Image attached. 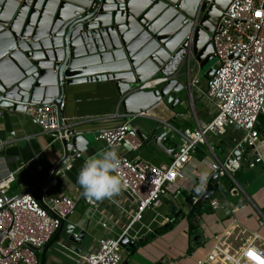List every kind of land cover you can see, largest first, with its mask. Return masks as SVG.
I'll return each instance as SVG.
<instances>
[{
  "label": "crops",
  "instance_id": "0c3cea01",
  "mask_svg": "<svg viewBox=\"0 0 264 264\" xmlns=\"http://www.w3.org/2000/svg\"><path fill=\"white\" fill-rule=\"evenodd\" d=\"M184 78V77H183ZM206 78L193 88L194 108L201 121H208L213 115V105L203 95ZM178 100L173 104L161 102L152 107L151 112L131 119L137 131L146 136L142 145L129 152L141 155L158 164H166L178 144L182 143L180 134L174 129L194 128L196 120L191 116L190 93L188 88L176 92ZM187 97V98H186ZM121 95L110 79H96L68 85L64 97V114L72 119L75 128L92 137L93 147L59 175L51 194H68L76 200V207L68 220L75 224V232L85 231L80 249L65 235L51 239L49 247L39 251L41 264H83L82 254L94 250L98 238L118 237L137 208L135 199L126 195L110 165L125 147L113 148L103 141L96 140L95 134L104 127L116 126L128 117L121 103ZM159 106V107H158ZM118 113L113 116L112 114ZM167 120L171 126L159 121ZM260 139L258 149L264 153V113L259 117ZM165 131V148L150 138L151 132ZM214 143V151L221 160L233 155V149L241 138V132L228 129L225 133H209ZM0 173L11 170L13 176L8 191L21 193L29 190L37 179H42L61 152L56 140L50 133L43 132L40 124L23 112L0 111ZM174 148L170 151V148ZM167 148V149H166ZM244 154V152H243ZM212 156L206 145L194 150V166L188 168L185 187L178 194L168 191L159 207L145 211L142 223L134 225V232L142 234L146 226L153 231L135 239V245L128 247L122 264H197L220 235L232 224L238 228L259 229L260 212L264 213V163L254 167L248 165L242 155V166L235 173L238 185L236 190L232 179L225 175L220 179L219 188L208 198L201 201L193 199L192 185L201 183L193 170L208 173V163ZM208 181V178L206 182ZM117 186L119 189H117ZM204 187V186H202ZM44 188L43 193H45ZM220 200L222 207L214 208L213 200ZM94 200V202L92 201ZM163 215H169L174 224L164 227ZM106 223V226L104 225ZM192 223V225H191ZM162 227L161 229H158ZM143 238L145 241L140 242ZM48 242V243H49Z\"/></svg>",
  "mask_w": 264,
  "mask_h": 264
},
{
  "label": "built area",
  "instance_id": "2783aa9c",
  "mask_svg": "<svg viewBox=\"0 0 264 264\" xmlns=\"http://www.w3.org/2000/svg\"><path fill=\"white\" fill-rule=\"evenodd\" d=\"M196 18H199V11ZM195 28L194 24L185 38L188 40L187 52L178 71L168 75H154L131 89L161 88L172 78L183 81L184 87L188 88L196 125L187 129L174 127L182 143L174 149L170 161L158 164L141 155L129 154L143 143L131 119L151 110L126 113L128 118L124 122L101 128L95 134L96 140L103 141L109 147H123V142L129 145V149L120 153L110 167L120 185L135 199L137 208L118 237L102 236L98 238L94 250L82 254L83 264L123 263L129 252L128 247L122 245L121 239L130 234L135 240L154 230L150 225H144L146 231L142 234H139V230L133 231L137 222L142 223L145 211L159 207L168 191L176 194L182 191L184 180L188 177L187 170L190 165L194 166V150L200 145H206L212 159L208 155L211 160L207 174L202 170H193L197 179L204 183V187H201L195 179L191 187L194 200L199 199L207 185V178L216 171L219 172V178L228 175L232 179L231 191L239 186L235 173L243 164L242 155L250 167L264 163V153L257 147L261 135L257 125L260 115L264 113V0H231L217 22L210 38L217 63L213 65V73L206 76V86L202 90L214 108L208 121H201L194 108L193 88L205 78L198 75L200 63L192 50ZM182 45L180 43L179 46ZM161 102H164L163 99ZM57 107L54 102L29 105L25 114L36 120L43 132L50 133L54 139L63 136L69 138L67 130L74 123L71 118L63 117L67 123L66 132L62 135ZM64 107L65 101L62 100L60 108ZM157 119L171 126L167 120ZM228 129L241 132V138L233 149V155L221 160L208 134H221ZM237 149H240V158L234 155ZM12 176L0 181V264H41L38 252L47 245L62 221L74 210L76 200L68 194L52 195L45 192L44 202H41L30 190L11 193L8 186ZM212 204L214 208L223 206L216 198ZM259 212V226H264V213ZM171 219V216L163 215L161 222L167 223ZM197 264H264V234L258 229L238 228L237 223L232 224L224 233L216 235L212 247L203 257L198 258Z\"/></svg>",
  "mask_w": 264,
  "mask_h": 264
},
{
  "label": "water",
  "instance_id": "95a60500",
  "mask_svg": "<svg viewBox=\"0 0 264 264\" xmlns=\"http://www.w3.org/2000/svg\"><path fill=\"white\" fill-rule=\"evenodd\" d=\"M230 1L0 0V111L25 113L29 105L54 102L64 135L67 121L60 103L68 85L96 79L115 82L126 113L150 110L162 99L173 104L179 98L176 92L184 88L183 81L176 78L161 88L131 89L154 75H168L181 68L187 52L185 38L194 24L192 50L200 69L216 56L210 38ZM213 71L211 66L206 76ZM67 134L69 138L55 139L61 152L59 159L29 189L41 202L44 188L51 194L60 172L85 158L93 147L92 137L78 131L74 124ZM138 134L143 139L146 136L142 131ZM165 134L156 128L150 138L165 148ZM123 147L129 149L126 142ZM234 155L240 158V149ZM11 175V170L0 173V181ZM218 178V171L209 177L197 202L219 188ZM120 188L132 197L125 187ZM61 234L77 244L76 250L80 249L85 231L76 233L68 217L51 241ZM50 242L40 251L46 250ZM121 243L133 247L135 240L126 234Z\"/></svg>",
  "mask_w": 264,
  "mask_h": 264
},
{
  "label": "rangeland",
  "instance_id": "374dc122",
  "mask_svg": "<svg viewBox=\"0 0 264 264\" xmlns=\"http://www.w3.org/2000/svg\"><path fill=\"white\" fill-rule=\"evenodd\" d=\"M217 63V56H214L212 59H210L199 71L198 75L199 76H203L206 78V71L211 67L213 66L214 64ZM186 68V65L185 67ZM187 98V97H186ZM160 106V105H159ZM158 106V107H159ZM190 113H191V116H194L193 114V111L190 110ZM203 186V184H201V187ZM259 226V225H258ZM261 233L264 234V226H259V229H258Z\"/></svg>",
  "mask_w": 264,
  "mask_h": 264
},
{
  "label": "trees",
  "instance_id": "16d2710c",
  "mask_svg": "<svg viewBox=\"0 0 264 264\" xmlns=\"http://www.w3.org/2000/svg\"><path fill=\"white\" fill-rule=\"evenodd\" d=\"M192 196H194V193H192ZM193 199H194V197H193ZM170 224H171L170 226H172L174 224V220H171ZM191 225H192V223H191ZM145 240H146V238H143L140 242H143Z\"/></svg>",
  "mask_w": 264,
  "mask_h": 264
}]
</instances>
